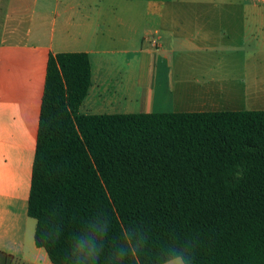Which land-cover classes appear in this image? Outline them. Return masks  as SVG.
<instances>
[{
    "label": "trees",
    "instance_id": "trees-1",
    "mask_svg": "<svg viewBox=\"0 0 264 264\" xmlns=\"http://www.w3.org/2000/svg\"><path fill=\"white\" fill-rule=\"evenodd\" d=\"M85 52L49 53L27 214L34 243L68 264L86 221L106 222L98 264L134 231L124 264H264V109L81 113Z\"/></svg>",
    "mask_w": 264,
    "mask_h": 264
},
{
    "label": "crops",
    "instance_id": "crops-1",
    "mask_svg": "<svg viewBox=\"0 0 264 264\" xmlns=\"http://www.w3.org/2000/svg\"><path fill=\"white\" fill-rule=\"evenodd\" d=\"M57 52L88 55L81 113L264 109V0H0L2 264H53L27 199Z\"/></svg>",
    "mask_w": 264,
    "mask_h": 264
},
{
    "label": "clouds",
    "instance_id": "clouds-1",
    "mask_svg": "<svg viewBox=\"0 0 264 264\" xmlns=\"http://www.w3.org/2000/svg\"><path fill=\"white\" fill-rule=\"evenodd\" d=\"M107 230L106 222L99 218L86 221L68 242V264H98ZM134 237V231L124 234L123 242L113 247L109 264H124L134 247ZM167 260L168 264H191V255L187 248L176 247L169 250Z\"/></svg>",
    "mask_w": 264,
    "mask_h": 264
},
{
    "label": "rangeland",
    "instance_id": "rangeland-1",
    "mask_svg": "<svg viewBox=\"0 0 264 264\" xmlns=\"http://www.w3.org/2000/svg\"><path fill=\"white\" fill-rule=\"evenodd\" d=\"M165 98H159L158 96L156 97V102H159V101H163ZM163 102H165V101H163ZM161 109H163L162 107H161ZM0 264H2V260H1V258H0ZM4 264H23V263H20L19 261H16V260H13V259H8V260H6V262L4 263Z\"/></svg>",
    "mask_w": 264,
    "mask_h": 264
}]
</instances>
